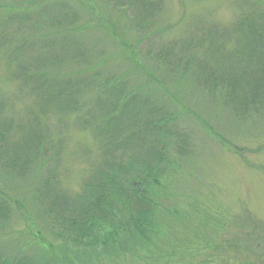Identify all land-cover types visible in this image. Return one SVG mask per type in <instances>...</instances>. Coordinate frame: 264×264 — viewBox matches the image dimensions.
Segmentation results:
<instances>
[{
  "label": "rangeland",
  "instance_id": "rangeland-1",
  "mask_svg": "<svg viewBox=\"0 0 264 264\" xmlns=\"http://www.w3.org/2000/svg\"><path fill=\"white\" fill-rule=\"evenodd\" d=\"M262 29L264 0H0V131L18 145L28 138L29 154L40 140L28 132H40L46 158L58 157L55 183L78 212L53 208L50 226L40 211L39 189L50 187L40 182L45 169L18 176L4 164L10 157L0 160V191L17 202L0 220V261L18 254L38 264L63 257L85 264V255L98 261L81 247L65 252L57 235L70 228L64 219L84 226L87 184L101 185L97 170L105 162L123 158L144 167L146 150L157 148L166 161L159 184L147 189L158 210L172 214L158 249L93 264H247L228 243L248 239L255 252V235L243 233L248 216L264 226V109L246 113L223 86L240 79L242 50ZM62 71L77 74L78 114L43 112L58 86L39 76ZM148 124L149 133L139 135ZM133 134L139 137L130 140ZM96 191L91 195L100 196Z\"/></svg>",
  "mask_w": 264,
  "mask_h": 264
},
{
  "label": "trees",
  "instance_id": "trees-1",
  "mask_svg": "<svg viewBox=\"0 0 264 264\" xmlns=\"http://www.w3.org/2000/svg\"><path fill=\"white\" fill-rule=\"evenodd\" d=\"M60 33H56V37ZM55 34L46 35L45 37H54ZM248 42V52L246 48L242 50L241 60L246 62V66L242 71L240 79L227 82L223 87L225 88L226 97H232L233 101L237 103L239 101V106H242L246 113L254 110L261 113L264 109V29L255 31L250 35L247 40ZM255 44V45H254ZM258 46V47H257ZM260 47V48H259ZM254 50V57H253ZM163 65L166 66L164 63ZM205 70V69H204ZM174 71V69H173ZM62 75L55 77H43L44 84H50V87L58 86L56 91L49 92L48 105L44 106V113L53 107L56 111L63 110H74L75 113L81 112L83 106L79 99L78 88H75L76 83L73 85L72 79L77 78V74L74 72L62 71ZM195 76H202L201 74H195ZM63 78L62 83H55L54 80H59ZM255 80L254 83L249 82L248 79ZM206 83L208 84V79L206 78ZM202 81V80H200ZM101 87L104 91L105 85ZM59 89V90H58ZM229 89V92H228ZM58 90V91H57ZM122 92V91H120ZM244 92V93H243ZM123 93V92H122ZM244 97L242 98L241 96ZM129 96H126L128 98ZM241 109V108H240ZM161 123V122H160ZM34 124L36 126H41V121L39 118H35ZM155 126L151 124V128ZM161 127V124H157ZM10 128V127H9ZM150 125L143 128H139L140 134L149 133ZM5 130V127H3ZM32 137L40 140L39 145L36 147V153H27L30 149V144L28 138L24 139L21 145L18 142L10 138L8 132L0 131V160L3 161L4 158L10 157V160L4 162L6 167L14 170L19 176L20 174L28 176L31 173L33 167L40 169L41 172L47 173L45 180L40 178V182L44 185H50V187H41L39 189L40 195L43 197V207L40 210L42 212L45 220L49 222L50 226L53 224V208H59L61 215H70L72 208L76 206V203L71 202L72 198L66 196L67 194L57 187L55 183V171L53 168V162L58 161L57 156L46 158L48 155V149L44 147L42 140V135L36 136L33 133V129L28 132ZM133 134L130 140L139 137ZM16 139V138H15ZM162 145H164L161 142ZM43 145V146H42ZM132 148V146H131ZM240 152V150H238ZM163 151L157 148H149L146 150V165L144 167L136 166V163L132 161L127 163L123 161V158H114L112 162H105L104 170L100 171L101 183L100 186L92 187L89 182L87 184L88 197L86 206L81 210L80 214L83 215L85 220L84 226L79 224L75 219H64L65 223L69 225V229L64 227V235L69 234L66 239L62 233H57L63 237L65 243L61 244V247L65 250L69 249V246H75L77 249L82 248L88 254L91 250L98 261H94L91 255H85V264L99 263L100 258H106L109 260H119L122 256H133L137 257L140 251L158 249V242H160V237L163 234L164 226L169 224L172 219V214L165 213L162 214L159 210V204L157 197H152L150 190L147 188L151 186V183L157 184L160 180V173L158 170L162 171V163H165L162 157ZM54 155V154H53ZM25 158H23V157ZM44 158V161H42ZM45 158L47 160H45ZM132 159V158H131ZM155 160V162H154ZM42 162V163H41ZM161 166V168H160ZM108 171H107V170ZM42 174V173H41ZM40 174V175H41ZM33 181H35L33 179ZM39 181L37 177L36 182ZM159 184V183H158ZM157 184V185H158ZM101 187V188H99ZM97 190L100 196H92L91 191ZM2 196V197H1ZM152 197V198H151ZM6 199V200H4ZM12 202H17L13 198H9L4 192L0 191V220L5 218L8 214L10 208H12ZM49 203V205H48ZM41 208V206H40ZM86 209V210H85ZM72 215L78 214L71 213ZM80 215V216H81ZM7 219V218H6ZM109 225L112 229L109 232H103L101 234L100 227L103 225ZM250 228H246L245 236L250 235V239L255 235L254 247L255 252L249 251V240L245 239L241 242L239 239H233L228 243L229 248L235 249L237 252L246 255L243 258L247 264H264V226H260L252 217L248 216L247 223ZM169 229V227L166 226ZM261 231L262 235L260 239H257V233ZM69 232V233H68ZM68 240L71 241L68 243ZM68 243V244H66ZM84 248V249H83ZM102 249L101 251H97ZM111 250V251H110ZM83 251H79V255ZM245 251V253L243 252ZM262 251V255L258 256V252ZM79 264H83L81 257H78ZM60 259V260H59ZM57 264L64 263L73 264L74 262L67 258H59ZM0 264H38L35 260L28 257H23L20 254L11 257L8 262Z\"/></svg>",
  "mask_w": 264,
  "mask_h": 264
}]
</instances>
